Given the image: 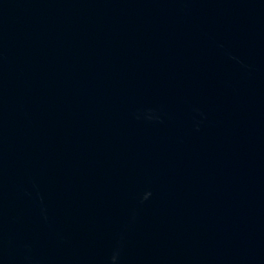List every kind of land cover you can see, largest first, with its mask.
Instances as JSON below:
<instances>
[{"label": "water", "instance_id": "water-1", "mask_svg": "<svg viewBox=\"0 0 264 264\" xmlns=\"http://www.w3.org/2000/svg\"><path fill=\"white\" fill-rule=\"evenodd\" d=\"M0 264H264V0H0Z\"/></svg>", "mask_w": 264, "mask_h": 264}]
</instances>
